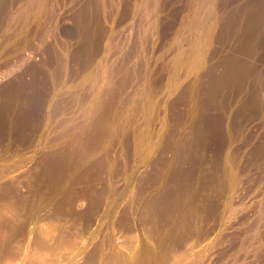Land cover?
<instances>
[{
  "label": "rangeland",
  "instance_id": "374dc122",
  "mask_svg": "<svg viewBox=\"0 0 264 264\" xmlns=\"http://www.w3.org/2000/svg\"><path fill=\"white\" fill-rule=\"evenodd\" d=\"M154 1L0 0V264H240L255 248L264 0H220L213 22L208 0ZM185 150L205 160L179 207Z\"/></svg>",
  "mask_w": 264,
  "mask_h": 264
},
{
  "label": "bare ground",
  "instance_id": "6f19581e",
  "mask_svg": "<svg viewBox=\"0 0 264 264\" xmlns=\"http://www.w3.org/2000/svg\"><path fill=\"white\" fill-rule=\"evenodd\" d=\"M151 1H152V0H151ZM153 1H154V0H153ZM159 1H161V0H156V8H158V6H159V3H158ZM197 1H198V0H197ZM218 1H220V0H208V1L205 3V5H204V6L206 7V10H207L208 14H209V17H211V19H212L211 22H213V19L216 18L217 10H219V12H220V9H221V12H222V8H223L222 6H221L222 8H219V9H218V4H217ZM43 2H45V1H43ZM154 2H155V1H154ZM145 3H146V2H145ZM151 3H152V2H151ZM193 3H194V2H193ZM193 3H191V4H193ZM40 4H41V3H40ZM149 4H150V3H149ZM194 4H195V3H194ZM203 4H204V3H203ZM225 4H226V1H225ZM45 5H46V3H45ZM151 5H152V4H151ZM142 6H143V5H142ZM189 6H190V5H189ZM194 6H195V5H194ZM223 6H224V5H223ZM226 6H227V5H226ZM139 7H140V6H139ZM144 7H145V6H144ZM148 7H149V6H148ZM150 7H152V6H150ZM191 7H192V6H191ZM200 7H201V6H200ZM202 7H203V6H202ZM205 7L202 8V10L205 9ZM219 7H220V6H219ZM152 8H153V7H152ZM136 9H137V8H136ZM193 9H194V8H193ZM197 9H199V8H197ZM199 10H200V9H199ZM202 10H201V11H202ZM150 11H152V9H151ZM203 11H204V10H203ZM190 12H191V11H190ZM221 12H220V13H221ZM225 12H226V11H225ZM154 13H155V12H154ZM156 13H157V12H156ZM201 13H202V12H201ZM201 13H200V14H201ZM205 14H206V12H205ZM205 14H204V16H205ZM153 15H155V14H153ZM190 15H191V14H190ZM192 15H193V14H192ZM197 15H199V14H197ZM150 17H152V16H150ZM207 17H208V16H207ZM209 17H208V18H209ZM197 18H198V17H197ZM199 18H200V17H199ZM199 18H198V19H199ZM191 19H192V18H191ZM195 19H196V18H195ZM202 19H203V18H202ZM205 19H206V18H205ZM209 19H210V18H209ZM199 20H200V19H199ZM206 20H207V19H206ZM149 21H150V20H149ZM191 21H192V20H191ZM201 21H202V20H201ZM201 21H199V22H201ZM216 21H217V20H216ZM153 22H154V21H153ZM185 22H186V21H185ZM194 22H195V21H194ZM143 23H144V22H143ZM190 23H191V22H190ZM192 23H193V22H192ZM195 23H197V21H196ZM214 23H215V22H214ZM152 24L154 25V23H152ZM197 24H200V23H197ZM201 24H203V23H201ZM155 25H156V24H155ZM191 25H192V24H191ZM203 25H205V24H203ZM184 26H185V25H184ZM196 26H197V25H196ZM200 26H202V25H200ZM207 26H208V25H207ZM152 27H153V26H152ZM192 27H193V26H192ZM192 27H191V28H192ZM210 27L213 28V26H211V25H210ZM194 28H195V27H193V29H194ZM199 28H200V27H199ZM196 29H197V28H196ZM187 30H188V29H187ZM188 31H189V30H188ZM201 31H202V30H201ZM205 32H206V31H205ZM208 32H209V31H208ZM199 33H200V32H198V34H199ZM184 34H185V33H184ZM193 34H194V33H193ZM207 34H208V33H207ZM188 35H189V34H188ZM200 35H201V34H200ZM210 35H211V34H210ZM212 35H213V34H212ZM193 37H194V36H193ZM196 37H197V36H196ZM191 38H192V37H191ZM187 39H188V37H187ZM189 39H190V38H189ZM192 39H193V38H192ZM202 39H206V38H202ZM212 39H213V38H212ZM197 40H199V38H198ZM206 40H208V39H206ZM191 41H192V40H191ZM193 41H194V40H193ZM199 42H200V40H199ZM199 42H198V43H199ZM201 42H202V41H201ZM190 43H192V42H190ZM196 43H197V41H196ZM208 43L210 44V41H209V40H208ZM200 44H201V43H200ZM212 44H213V43H212ZM181 46H183V45H181ZM190 46H191V45H190ZM205 46H207V45H205ZM210 46H211V45H210ZM195 47H196V45L194 46V48H195ZM199 47H200V46H199ZM208 47H209V46H208ZM210 48H211V47H210ZM210 48H209V49H210ZM197 49H198V48H197ZM202 49H203V48H202ZM209 49H208V50H209ZM178 50H179V48H178ZM192 51H193V49H192ZM128 52H129V51H128ZM195 52H196V51H195ZM182 53H183V52H182ZM184 53H185V52H184ZM206 53H207V52H206ZM262 53H263V52H262ZM132 54H133V52H132ZM177 54H178V53H177ZM188 54H189V53H188ZM191 54H192V53H191ZM127 55H128V54H127ZM185 56H186V55H185ZM185 56H184V58H185ZM201 56H202V55H201ZM206 56H207V55H206ZM110 57H111V56H110ZM179 57H180V56H179ZM193 57H194V56H193ZM196 57H197V56H196ZM261 57H262V56H261ZM130 58H131V57H130ZM132 58H133V57H132ZM191 58H192V57H191ZM263 58H264V57H263ZM179 59H180V58H179ZM179 59H178V60H179ZM194 59H195V57H194ZM202 60H203V59H202ZM204 60H205V59H204ZM262 60L264 61V59H262ZM179 62H180V61H179ZM189 62H190V61H189ZM259 62H260V61H259ZM185 63H186V62H185ZM187 63H188V62H187ZM194 63H195V61H194ZM182 64H183V63H182ZM198 64H199V63H198ZM200 64H201V63H200ZM258 64H259V63H258ZM258 64H257V65H258ZM123 65H124V64H123ZM192 65H193V61H192ZM259 65H260L259 67H256V66L254 65L256 68L254 69L253 72H254L255 75L258 77V79H256L255 86H254L253 84H252V86L256 87V91L260 94V92L264 91V89H263L264 86H262V84L264 85V66H262L263 63H262V65H261V63H260ZM178 66H180V65H178ZM185 66H186V64H185ZM198 66H199V65H198ZM202 66H203V65H202ZM117 67H118V68L120 67L119 64L117 65ZM117 67H116V68L114 67V68L117 69ZM187 67H189V65H188ZM200 67H201V66H200ZM123 68H124V67H123ZM125 68H127V66H126ZM180 68H182V66H181ZM185 68H186V67H185ZM191 68H192V67H191ZM194 68H195V67H194ZM194 68H192V69H194ZM109 69H110V67H109ZM119 69H121V68H119ZM176 69H177V68H176ZM195 69H196V68H195ZM197 69H198V68H197ZM107 70H108V69H107ZM113 70H114V69H113ZM121 70H122V69H121ZM183 70H184V69H183ZM115 71H116V70H115ZM128 71H129V70H128ZM117 72H120V71L117 69ZM122 72H124V69H123V71H121V74H122ZM125 72H126V70H125ZM184 72H185V71H184ZM243 72H244V71H243ZM247 72H248V71H247ZM247 72H245L244 74L241 75L242 78H239V80H240V79L242 80V81H241V85H242V88L244 89L243 91H245L246 84H247V74L250 73V71H249L248 73H247ZM253 72H252V73H253ZM114 73H115V72H114ZM133 73H134V72H133ZM94 74H95V73H94ZM115 74H117V73H115ZM118 74H120V73H118ZM125 74H127V73H124V75H125ZM107 75H108V74H107ZM112 75H113V73H112ZM248 75H249V74H248ZM95 76H96V75H95ZM118 76H119V75H117L116 77H118ZM119 77H120V76H119ZM125 77H126V76H125ZM123 78H124V77H123ZM108 80H109V79H108ZM123 81H124V80H123ZM109 82H110V81H109ZM109 82H108V83H109ZM112 82H113V81H112ZM94 83H95V82H94ZM118 83H119V82H118ZM253 83H254V82H253ZM96 84H97V82H96ZM96 84H94V85H96ZM110 84H111V83H110ZM110 84L107 85V88H108V86H109ZM116 84H117V82H116ZM94 85H93V86H94ZM112 85H115V84H112ZM112 85H111V86H112ZM177 85H178V84H177ZM146 86H147V85H146ZM250 86H251V84H250ZM94 88H96V87H94ZM96 89H97V88H96ZM96 89H94V90L92 89V92L90 93V95H93V94H94L93 91H97V90H99V89H97V90H96ZM108 89H109V88H108ZM108 89H106V90H107V91H106V94H107L108 91H110V90H108ZM149 89H151V88H148V90H149ZM102 90H103V89H102ZM116 90H117V89H116ZM88 91H89V90H88ZM246 91H247V90H246ZM97 92H98V91H97ZM97 92H95V93H97ZM111 92H112V90L110 91V93H111ZM113 92H116V91H113ZM117 92H118V91H117ZM102 93H103V91H102ZM104 93H105V92H104ZM250 93H251V92H250ZM262 93H263V92H262ZM114 94H115V93H114ZM114 94H113V95H114ZM85 95H86V94H85ZM109 95H110V94H109ZM117 95H118V94H117ZM75 96H76V95H75ZM83 96H84V95H83ZM99 96H100V95H99ZM99 96H97V97L95 96V99H94V97L92 96L93 99H94V102H93V106H92V107H94L95 104H97V103L99 102L100 97L103 96V95L101 94V96H100V97H99ZM106 96H107V95H106ZM106 96L104 95L103 97L105 98ZM251 96H252V95H251ZM89 97H90V96H89ZM103 97H102V98H103ZM107 98L110 99V98H111V95H110V98H109L108 96L106 97V99H107ZM112 98H113V96H112ZM112 98H111L110 100H112ZM115 98H116V97H115ZM118 98H119V97H118ZM88 99L90 100V98H88ZM88 99H87V100H88ZM250 99L252 100V98H250ZM258 99H259V97H258ZM258 99H257L255 96H254V98H253L254 102H258ZM110 100H109V101H110ZM251 100H249V101H251ZM80 102H81V101H80ZM212 102H213V101H212ZM217 102H218V101H217ZM88 104H89V103H88ZM88 104H87V105H88ZM245 104H246V103H245ZM221 105H222V104H221ZM88 106H89V105H88ZM218 106H219V105H218ZM244 106H245V105H244ZM246 106H248V104H246ZM255 106H256V105H255ZM81 108H82V107H81ZM83 108H84V106H83ZM127 108H128V107H127ZM85 109H86V111L88 110L87 112H89V110H90V109H87V108H85ZM93 109H94V108H93ZM80 110H81V109H80ZM123 110H124V109H123ZM125 110H126V109H125ZM128 110H129V109H128ZM126 111H127V110H126ZM87 112H85V113H87ZM122 112H123V111H122ZM85 115H86V117L88 116L87 114H85ZM91 115H92V114H91ZM184 115H185V113H184ZM250 115H251V114H250ZM186 116H187V115H186ZM78 117H79V116H78ZM83 117H85V116H83ZM119 117H120V116H119ZM183 117H184V116H183ZM177 118H179V117H177ZM180 118H181V117H180ZM180 118H179V120H180ZM210 118H211V117H210ZM72 119H73V118H72ZM84 119H87V118H84ZM98 119H99V116H98ZM98 119H97V120H98ZM187 119H188V118H186V120H187ZM87 120H88V119H87ZM115 120H116V122H117V119H115ZM205 120H206V119H205ZM92 121H93V119H92ZM99 121H100V120H99ZM102 122H103V120H102ZM212 122L214 123L215 121H212ZM216 122H217V121H216ZM106 123H107V121H106ZM180 123H181V120H180ZM182 123H184V121H183ZM200 123H201V122H200ZM210 123H211V121H210ZM210 123H208V124H210ZM213 123H212V124H213ZM66 124H67V123H66ZM100 124H101V123H100ZM102 124H103V123H102ZM107 124H108V126L110 125L109 123H107ZM111 124H112V126H113V123H111ZM212 124H211L210 126H214V125H216V124H214V125H212ZM218 124H219V123H218ZM218 124H217V125H218ZM121 125H122V124H121ZM217 125H216V126H217ZM104 126L106 127V125H104ZM108 126H107V127H108ZM175 126H177V125H175ZM200 126H201V124H200ZM206 126H207V125H206ZM218 126H219V125H218ZM99 127H100V126H99ZM178 127H179V126H178ZM222 127H223V126H222ZM100 128H101V127H100ZM198 128H199V127H198ZM206 128H207L208 131H209V132H208L209 136H213V137H214V135H215L214 132L219 130L218 127L216 128L215 131H212L213 129L211 130V129L209 128V126L206 127ZM211 128H213V127H211ZM104 129H107V128H104ZM110 129H112V128H110V126H109V130H108V129H107V130L110 132ZM119 129H120V128H119ZM119 129H118V131H119ZM122 129H123V128H122ZM177 129H178V128H177ZM209 129H210V130H209ZM214 129H215V128H214ZM217 129H218V130H217ZM107 130H106V131H107ZM112 130H113V129H112ZM199 130H200V128H199ZM203 130H204V129H202V131H203ZM220 130H221V129H220ZM108 131H107V132H108ZM114 131H115V130H114ZM114 131H113V132H114ZM244 131H245V130H244ZM97 132H99V130H98ZM103 132H104V131H103ZM107 132H106V133H107ZM111 132H112V131H111ZM111 132L108 133V134H111ZM113 132H112V134H113ZM119 132H120V131H119ZM225 132H226V131H225ZM100 133H101V132H100ZM116 133H117V132H116ZM171 133H172V132H171ZM171 133H170V134H171ZM219 133H222V132L220 131ZM245 133H246V132H245ZM112 134H111V135H112ZM182 134H183V133H182ZM203 134H204V133H203ZM96 135H97V134H96ZM175 135H177V134H173V135L171 134L170 136H175ZM183 135H184V134H183ZM165 136H166V135H165ZM168 136H169V134H168ZM168 136H167V137H168ZM170 136H169V137H170ZM180 136H181V135H180ZM180 136L177 135V136H176L177 138H172V139H175V141H177L176 139H179L178 137H180ZM186 136H188V134H186ZM189 136H190V135H189ZM203 136H206V135H203ZM218 136H219V134H218ZM221 136H222V134H221ZM95 137H96V136H95ZM167 137H166V138H167ZM181 137H183V136H181ZM181 137H180V140H181ZM215 137H217V135H216ZM245 137H246V136H245ZM200 138H201V137H200ZM218 138H220L219 140H221V137H217V139H218ZM167 139H169V138H167ZM182 139H183V138H182ZM187 139H189V137H188V138L186 137V141L188 142ZM190 139H191V144H192L193 137H192V138L190 137ZM247 139H248V138H247ZM98 140H99V139H98ZM184 140H185V138L183 139V141H184ZM194 140H195V139H194ZM197 140H198V139H197ZM199 140H200V141H201V140H205V141H202L201 145H202L204 142H205V143L207 142L206 139H202V138H201V139H199ZM169 141H170V139L168 140V142H169ZM171 141H172V140H171ZM173 141H174V140H173ZM175 141H174V142H170V144L172 145L173 143H175ZM200 141H199L198 143H200ZM217 141H218V140H217ZM163 142H164V141H163ZM166 142H167V141H165V143H166ZM168 142H167V143H168ZM178 142H179V141H178ZM181 142H182V141H181ZM195 142H196V141H194L193 143H195ZM211 142H212V141H211ZM215 142H216V141H215ZM165 143H164V144H165ZM189 143H190V142H189ZM198 143H197V144H198ZM205 143H204V145H205ZM208 143H209V144H208V145H209L208 147H214L213 144L210 145V142H208ZM213 143H214V142H213ZM218 143H219V141L217 142V144H218ZM164 144H163V145H164ZM168 144H169V143H168ZM170 144L168 145L169 147H170ZM206 144H207V143H206ZM194 146H195V145H194ZM196 146H197V145H196ZM196 146H195V147H196ZM262 146H263V145H262ZM171 147L173 148V147H174V144H173ZM175 147L177 148V146H175ZM179 147H180V148H181V147L183 148L184 146H181V144H179ZM191 147H193V146H191ZM198 147H199V146H198ZM198 147H196V149H197ZM204 147H206V145H205ZM217 147H218V146H217ZM260 147H261V146H260ZM260 147H259V148H260ZM180 148H178V149H180ZM182 148L180 149L181 151H182ZM189 148H190V146H189ZM206 148H207V147H206ZM83 149H84V148H83ZM173 149H174V148H173ZM178 149H177V150H178ZM183 149H185V148H183ZM196 149H195V150H196ZM202 149H203V148H202ZM222 149H223V148H222ZM234 149H235V148H234ZM60 150H61V149H60ZM81 150H82V149H81ZM166 150H167V147L164 146L163 154H162V153H160V154L164 155L165 152H166ZM197 150H198V149H197ZM197 150H196V151H197ZM199 150H200V149H199ZM203 150H204V149H203ZM241 150H242V149H241ZM262 150H263V148H262ZM77 151H78V150H77ZM83 151H84V150H83ZM181 151H180V152H181ZM183 151H184V150H183ZM185 151H186V150H185ZM55 152H56V151H55ZM61 152H63V151H61ZM84 152H85V151H84ZM174 152H175V151H174ZM174 152H173V153H174ZM177 152H178V151H177ZM186 152H187V151H186ZM199 152H200V151H199ZM255 152H257V151H255ZM59 153H60V152H59ZM67 153H68V152H67ZM69 153H70V152H69ZM168 153H169V152H168ZM183 153H184V152H183ZM187 153H188V155L186 154L187 157H185V159L188 161V167L184 168V166H183L184 169H183V168H182V169H178V168L180 167V166H179V167L177 168L178 171L175 172V175H176V176H177V175H178V176H179V175L181 176L180 179L178 178V179H179L178 181H181V182H180V183L176 182V183H175V186L172 188V192L169 193V195L172 194L171 197H172V196L174 197V202H175V203L177 202V205H178L179 199H180L181 197L185 196V195H186V197H187V196H188L187 194H189V193L191 192V189L194 188V187L192 188V185H191L190 183H188V182H187V183H186V182L184 183V182H182V181H191V179L194 178V177L197 175V172H198L199 167H200V166H199V163H200V162H199V160L197 159V157L200 159L201 154L199 153L200 155L198 154L199 156H196V155H194L195 153H194L193 151H192L190 154H189V152H187ZM197 153H198V151H197ZM220 153H221V152H220ZM46 154H47V153H46ZM49 154H50V153H49ZM51 154H52V153H51ZM56 154H57V153H56ZM79 154H80V153H79ZM84 154H85V153H83V155H84ZM177 154L180 155V153H177ZM203 154H204V153H203ZM210 154H211V153H210ZM217 154H218V156H219V152H218ZM61 155L63 156V154H61ZM81 155H82V154H81ZM168 155H169V154H168ZM186 155H185V153H184V156H186ZM207 155H209V154H207ZM220 155H221V154H220ZM253 155H255V154H253ZM173 156H174V155H173ZM181 156H182V154H181L179 157H181ZM203 156H204V155L201 156V159H202V160H203L204 157H205V156H204V157H203ZM255 156L257 157V154H256ZM63 157H64V156H63ZM63 157H62V160H63ZM76 157H77V156H76ZM175 157H176V156H175ZM175 157H174V159H175ZM59 158H60V157H59ZM210 158H212V157H210ZM249 158H250V157H249ZM253 158H254V157H253ZM253 158H251L252 161H255L258 157H257L256 159H254V160H253ZM50 159H51V158H50ZM83 159H84V158H83ZM172 159H173V158H172ZM177 159H178V158H177ZM206 159H208V158L206 157ZM251 159H250V160H251ZM55 160H56V159H55ZM59 160H60V159H59ZM169 160H170V159H169ZM175 160H176V159H175ZM204 160H205V159H204ZM49 161H51V160H49ZM64 161H65V158H64ZM66 161H67V159H66ZM176 161H177V160H176ZM178 161L180 162V159H179ZM178 161H177V162H178ZM182 161H183V160H182ZM182 161H181V162H182ZM58 162H59V161H58ZM76 162H78V161H76ZM170 162H171V161H170ZM204 162H205V161H204ZM51 163H52V162H51ZM53 163H54V162H53ZM55 163H56V162H55ZM62 163H63V162H62ZM62 163H61V164H62ZM209 163H210V162H209ZM49 164H50V163H49ZM162 164H163V163H162ZM166 164H167V166H168V160H167V163H166ZM170 164H171V163H170ZM201 164H202V162H201ZM53 165H54V164H53ZM175 165H178V163H176ZM182 165H185V164H182ZM54 166H55V165H54ZM56 166H59V165H56ZM68 166H69V165H68ZM81 166H83V165L81 164ZM167 166L165 165V168H166V169H167ZM203 166H205V165H203ZM172 167H173V166H172ZM181 167H182V166H181ZM181 167H180V168H181ZM91 168H92V167H91ZM174 168H175V166H174ZM174 168H173V169H174ZM86 169H87V168H86ZM89 169H90V168H89ZM173 169H172V170H173ZM175 169H176V168H175ZM161 170H162V169H161ZM200 170H201V169H200ZM248 170H249V169H248ZM42 171H43V170H42ZM164 171H165V170H164ZM242 171H243V170H242ZM43 172H44V171H43ZM43 172H42V173H43ZM172 172H173V171H172ZM47 173H48V172H47ZM63 173H64V172H63ZM162 173H163V172H162ZM162 173H161V171H160V174H162ZM164 173H165V172H164ZM164 173H163V174H164ZM206 173H207V172H206ZM206 173H205V174H206ZM212 173H213V172H212ZM212 173H211V174H212ZM258 173H259V172H258ZM171 174H172V173H171ZM55 175H56V174H55ZM66 175H67V174H66ZM66 175H65V176H66ZM165 175H166V174H165ZM165 175H164V176H165ZM173 175H174V174H173ZM201 175H202V174H201ZM50 176H51V175H50ZM164 176H163V177H164ZM170 176H172V175H170ZM188 176H189V178H190V176H192V178L189 180V179H188ZM207 176H209V175H207ZM214 176H217V175L214 174ZM257 176H258V175H257ZM173 177H174V176H173ZM199 177H200V174H199ZM56 178H57V177H56ZM62 178H63V177H62ZM167 178H169V177H167ZM210 178H213L212 175L210 176ZM214 178L216 179L217 177H214ZM245 178H246V177H245ZM263 178H264V173H262V174L259 173V179L261 180V179H263ZM54 179H55V178H54ZM64 179H65V178H64ZM58 180H60V179H58ZM164 180H165V179H164ZM171 180H172V179H170V180L168 179V181H171ZM172 181H173V180H172ZM174 181H175V180H174ZM207 181H208V180H207ZM216 181L218 182V180L216 179V180H214V183H215ZM256 181H258V179H256ZM261 181H262V180H261ZM60 182H61V181H60ZM232 182H233V181H231V183H232ZM243 182H244V181H243ZM165 183H166V182H165ZM208 183H209V182H208ZM244 183H245V182H244ZM257 183H258V182H257ZM255 184H256V183H255ZM259 184H260V183H259ZM213 185H214V184H213ZM160 186H161V185H160ZM249 186H250V185H249ZM253 187H254V186H253ZM214 188H215V187H214ZM238 188H239V186H238ZM249 188H250V187H249ZM263 188H264V187H263ZM168 189H169V188H168ZM168 189H167V193H168ZM162 190H163V189H162ZM162 190H161V191H162ZM193 190H194V189H193ZM193 190H192V191H193ZM245 190H246V189H245ZM250 190H251V189H250ZM263 191H264V190H263ZM261 192H262V189H261V191L259 192V195H260ZM164 193L167 194L166 192H164V190H163L162 192H160V203H162V205H163V206H161V209L163 208L162 211H163L164 209H166V207H164V203H166L164 200H165V198H166L167 195L165 196ZM190 194H191V193H190ZM226 194H227V193H226ZM188 197H191V196L189 195ZM196 198H197V197H196ZM208 198H209V197H208ZM219 198H220V197H219ZM219 198H218V199H219ZM188 199H189V198H188ZM188 199H187V201H190V200H188ZM191 201H195V199H194L193 196H192ZM169 202H170V201H169ZM169 202H168V203H169ZM185 202H186V201H185ZM172 203H173V202H172ZM172 203H170V205H168V204L166 203V205H167V206H171ZM186 203H187V202H186ZM186 203H185V204H186ZM185 204H184V205H185ZM235 204H236V203H235ZM166 205H165V206H166ZM173 205H175V204L173 203ZM177 205H176V206H177ZM180 205L182 206L183 204H181V202H180ZM180 205H178V206L180 207ZM187 205H188V204H187ZM189 205H190V204H189ZM173 207H175V206H173ZM179 207H177V208H178L177 210H175L176 208H175V209L173 208V209H174V212H175V211L177 212V211L179 210ZM187 207H188V206H187ZM189 207H190V206H189ZM189 207H188V209H189ZM207 207H208V206H207ZM227 207H228V206H227ZM259 207H261V208L263 207V208H264V201L260 202ZM168 208L172 210V208H170V207H168ZM168 208H167V210H168ZM182 208H184V207H182ZM161 209H160V212H161ZM206 209H207V208H206ZM228 209H229V208H228ZM184 210H187V209L184 208ZM190 210H192V209L190 208ZM196 210H197V209H196ZM260 210H261V209H259V214H258L257 219H256V221H257L258 223H259V221H262V219H263V212L260 211ZM164 212H165V210H164ZM170 212H172V211H170ZM174 212H173V213H174ZM190 212H191V211H190ZM228 212H229V211H228ZM232 212H233V210H232ZM161 213H162V212H161ZM167 213H169V210L167 211ZM181 213H182V212H181ZM224 213H225V212H224ZM226 213H227V212H226ZM174 214H175V213H174ZM174 214H173V215H174ZM183 214H184V216H185V213H183ZM183 214H181V215H182V218L184 217ZM211 214H212V213H211ZM161 215H163V213L160 214V216H161ZM173 215H172V216H173ZM224 215H225V214H224ZM163 216H164V215H163ZM168 216L170 217V215H168ZM168 216H167V217H168ZM175 216H178V215L175 214L174 217H175ZM179 216H180V215H179ZM190 216H191V215H189V218H190ZM226 216H227V215H226ZM191 217H192V216H191ZM230 217H231V216H230ZM230 217H229V218H230ZM184 218H186V217H184ZM234 218H235V217H234ZM176 219H177V218H176ZM176 219H174V220H176ZM172 220H173V219H172ZM174 220H173V221H174ZM177 220H178V219H177ZM191 221H192V218H191ZM191 221H190V222H191ZM230 221H231V220H230ZM230 221H229V222H230ZM232 221H234V220H232ZM237 221H238V219H237ZM190 222L188 223V225L190 224ZM226 222H228V221H226ZM196 223H197V222H196ZM234 223H235V222L231 223L227 229L225 228V229L227 230V232H224V233L222 234V235H223V238L226 239L227 236H229V235H228V233H229L228 231H229V230L231 231V230H233V229L235 228V224H234ZM238 223H239V222H238ZM186 224H187V222H186ZM259 224H260V226H258L259 232H258L257 234H256V233L254 234V235H257V240H256V241H253V243L250 242V243H252V245H254L255 248L253 249V251H252V250H251V251H247V250H246L247 252H246V253L243 255V257H241V259H240V260H241V263H240V264H264V222H263V223H259ZM226 225H227V224H226ZM252 226H253V225H252ZM254 226L256 227V223L254 224ZM176 227H177V226H176ZM186 227H187V226H186ZM224 227H225V226H224ZM173 228H174V227H173ZM184 229H185V228H184ZM189 229H190V228H189ZM258 229H257V230H258ZM214 230H215V229H214ZM223 230H224V229H223ZM211 231H212V230H211ZM224 231H225V230H224ZM244 231H245V230H244ZM255 231H256V230H255ZM191 235H192V234H191ZM208 236H209V235H208ZM219 236H220V235H219ZM220 237H221V236H220ZM241 238H242V237H241ZM185 239H187V238L185 237ZM229 239H230V238H229ZM173 240H174V239H173ZM221 240H222V239H221ZM221 240H220V241H221ZM245 240H246V239H245ZM247 243H248V242H247ZM247 243H245V246L247 245ZM242 245H243V244H242ZM248 245H249V244H248ZM252 245H250V246L252 247ZM242 248H243V247H242ZM243 251H244V249H243ZM248 253H249V254H248ZM250 253H252V255H250ZM240 260H239V262H240ZM233 264H234V263H233Z\"/></svg>",
  "mask_w": 264,
  "mask_h": 264
}]
</instances>
